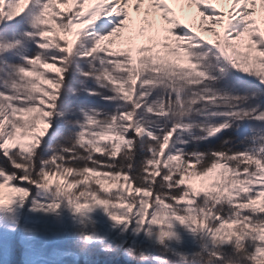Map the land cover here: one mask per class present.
Returning <instances> with one entry per match:
<instances>
[{"label": "snow or ice", "instance_id": "obj_1", "mask_svg": "<svg viewBox=\"0 0 264 264\" xmlns=\"http://www.w3.org/2000/svg\"><path fill=\"white\" fill-rule=\"evenodd\" d=\"M5 248L264 264V0H0Z\"/></svg>", "mask_w": 264, "mask_h": 264}, {"label": "rangeland", "instance_id": "obj_2", "mask_svg": "<svg viewBox=\"0 0 264 264\" xmlns=\"http://www.w3.org/2000/svg\"><path fill=\"white\" fill-rule=\"evenodd\" d=\"M195 11H198V10H195ZM8 35H11V33H8ZM89 102L96 103V104H101L102 103L99 100H94V99H91V98H90ZM217 138H219V137H217ZM6 239L7 238L5 237V241H6ZM185 239H190V237H185ZM196 241H197V243H206L207 242L206 240L205 241H201L199 236L196 237ZM15 259L16 258H12L11 264H15ZM3 264H10V258L7 255L6 248H5L4 253H3ZM98 264H106V258L103 255L99 256ZM149 264H151V262H149ZM201 264H202V262H201Z\"/></svg>", "mask_w": 264, "mask_h": 264}, {"label": "trees", "instance_id": "obj_3", "mask_svg": "<svg viewBox=\"0 0 264 264\" xmlns=\"http://www.w3.org/2000/svg\"><path fill=\"white\" fill-rule=\"evenodd\" d=\"M218 140H219V138L212 140V141H209L208 143L215 145L218 143Z\"/></svg>", "mask_w": 264, "mask_h": 264}]
</instances>
